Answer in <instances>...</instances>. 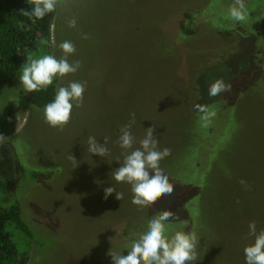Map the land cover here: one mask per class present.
<instances>
[{
  "label": "rangeland",
  "instance_id": "obj_1",
  "mask_svg": "<svg viewBox=\"0 0 264 264\" xmlns=\"http://www.w3.org/2000/svg\"><path fill=\"white\" fill-rule=\"evenodd\" d=\"M243 3L248 15L237 22L229 16L236 0H59L48 52L60 58L58 45L71 41L76 51L69 62L80 67L56 85L85 84L68 124L50 127L43 111L25 102L19 78L0 72V179L35 232L30 247L18 241L29 249L27 264H112L108 253L122 248L123 231L135 226L129 218L152 208L132 204L130 185L112 179L124 158L120 130L133 117L134 148L148 127L158 147L171 146L160 163L174 191L153 204L174 205L170 210L184 226L170 233L198 235L193 264H245L244 247L254 240L249 223L264 229V136L244 141L247 130L264 135V0ZM34 54L41 57L42 48ZM217 79L230 91L211 97L208 88ZM233 102L241 107L235 119L241 147L253 148L241 161L234 155L227 161L234 173L217 195L220 170L213 163L237 142L224 136L218 113L228 115ZM197 105L216 113L204 140L196 136L205 124ZM89 136L107 140L106 157L88 152ZM110 186L123 198L105 199Z\"/></svg>",
  "mask_w": 264,
  "mask_h": 264
},
{
  "label": "clouds",
  "instance_id": "obj_2",
  "mask_svg": "<svg viewBox=\"0 0 264 264\" xmlns=\"http://www.w3.org/2000/svg\"><path fill=\"white\" fill-rule=\"evenodd\" d=\"M31 11L26 14L30 18L42 20L58 7L59 0H27ZM247 11L243 0H236V4L229 9L232 20L243 22L247 18ZM76 21L70 22V27H75ZM63 55L57 58L53 54H46L32 59L23 66L22 75L19 76L20 85L28 92H37L54 84L58 78L75 73L80 67L79 61L69 62L68 57L75 53V46L71 41H64L58 45ZM230 85L223 79H217L208 88V95L218 96L222 92L230 91ZM85 84L69 82L66 87H57L54 99L47 103L43 109L44 121L53 128H63L71 119L74 106H79L83 101ZM197 110L202 115L200 119L209 122L215 116L207 106L197 105ZM133 120L123 126L118 137V145L123 150V161L112 172V179L117 183H125L131 188L132 204L141 208L151 206L161 194H171L174 184L162 167L160 161L171 151V146L158 147L155 138V129L148 127L139 147L131 132ZM88 152L92 156L104 158L108 155L107 140L103 143L94 136L87 140ZM75 160L74 157H72ZM115 193L117 200L123 198V193L116 191L115 186L104 189V198L107 199ZM175 218L170 209H165L151 214L146 226L135 238L125 245L127 255L115 254L111 250L112 264H193L197 260V246L199 237L194 231H175L170 233L169 225ZM248 234L254 237L251 244L244 247L245 264H264V229L257 231L255 221L248 225Z\"/></svg>",
  "mask_w": 264,
  "mask_h": 264
},
{
  "label": "trees",
  "instance_id": "obj_3",
  "mask_svg": "<svg viewBox=\"0 0 264 264\" xmlns=\"http://www.w3.org/2000/svg\"><path fill=\"white\" fill-rule=\"evenodd\" d=\"M29 11H31V6L28 4L27 0H0V72L6 77L19 78L23 66L29 63L28 61H31L32 58L34 59V53L37 51V48H42V56L49 54L48 47L50 44L51 26L53 24L55 11L46 15L42 20L30 18L26 14ZM254 64L256 67H261L257 61H254ZM56 90L57 85L55 80L52 86L44 90L28 93L21 89V94L29 106L38 111H43L44 106L54 99ZM240 108V105H234L233 102L232 109L228 115H224L222 111L218 113V116L225 122L224 136L231 133L230 136H236L237 142L234 146L230 147L231 151L227 157L218 158L216 162H212L213 166H215L214 169H217V171L220 170L217 175V180L219 182L217 195L219 192L223 194L225 182H229L230 177L234 173L230 167L225 165L227 161H229L233 155L237 161H241L252 152V144H250L249 149L244 152L242 147L246 145L243 143L242 138L238 140L241 131H237L235 119L237 115H239ZM190 125L192 126V122ZM198 128H200V130H197L198 133L196 136L203 137V140L213 132L212 128L209 126L206 127L203 122H201L200 126L198 125ZM245 134L246 136H244V138H246V140L244 141L248 140V142H252L249 138H252L253 135L256 137L264 136L260 131H254L252 133L247 130ZM219 163L223 166H218ZM38 174L37 172H32L31 177L38 178ZM220 175L222 178H220ZM7 183V181L0 179V264H27L29 260V249L25 251L21 250L18 241L20 243V241L23 240L30 247L31 242L35 241V232L24 220L20 201L16 195L10 193ZM184 187L186 186L181 188L183 189ZM203 194H205L204 191ZM177 204L178 203L175 205ZM173 206L174 205L170 202L163 207L162 210L172 209ZM151 207L149 211L147 210L146 215L132 214V217L129 218L128 221L135 224V226L128 232H125V230L123 231V241H119V243L121 242L119 245L122 246V248H117V250L114 249L113 252H115V254L127 255L125 245L143 230L151 214L162 211L161 205L156 207V204H152ZM178 217L172 220L169 228L172 226L178 228L179 223H181V226H184L182 221L178 222ZM140 218L144 219L139 222L138 219Z\"/></svg>",
  "mask_w": 264,
  "mask_h": 264
}]
</instances>
